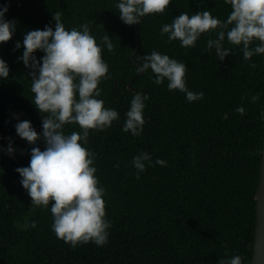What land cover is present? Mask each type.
<instances>
[{"label": "trees", "instance_id": "trees-1", "mask_svg": "<svg viewBox=\"0 0 264 264\" xmlns=\"http://www.w3.org/2000/svg\"><path fill=\"white\" fill-rule=\"evenodd\" d=\"M119 2L0 0V9L7 8L4 19L15 26L12 38L0 43V59L9 67L8 77H0V264H218L236 255L251 264L264 147V54L245 60L243 45H232L225 36L223 47L230 54L221 61L215 48L207 50L220 29L202 33L190 48L161 34L182 13L209 11L226 21L232 9L225 0H170L163 13L146 14L133 25L120 19ZM56 12L66 30L88 25L108 65L96 98L119 114L110 127L91 129L87 142L81 141L94 154L92 166L104 189L110 227L103 246L89 242L73 248L57 238L51 202L33 205L16 171L29 165L33 147H46L42 118L47 114L33 102L34 70L21 59L23 39L46 26L54 30ZM105 35L113 51L103 42ZM153 51L185 64L187 89L203 98L189 102L186 93L168 89L167 79L157 85L151 69L138 73L143 57ZM33 55L42 64L45 53ZM137 93L147 99L143 130L134 136L123 127ZM253 95L259 96L254 103ZM23 120L40 134L35 144L16 132ZM62 130L82 132L76 123ZM143 152L151 160L137 173L132 161Z\"/></svg>", "mask_w": 264, "mask_h": 264}, {"label": "clouds", "instance_id": "clouds-1", "mask_svg": "<svg viewBox=\"0 0 264 264\" xmlns=\"http://www.w3.org/2000/svg\"><path fill=\"white\" fill-rule=\"evenodd\" d=\"M231 5L226 21L212 16L209 11L197 12L189 16L182 13L172 23L165 24L161 34H169V41L179 40L181 46L190 48L202 33L220 29L217 39L207 41V50L215 48L221 61L230 54L223 47V41L232 45H243V57L250 60L254 55L264 54V0H225ZM170 0H120L117 4L120 19L127 25L140 22L146 14L163 13ZM7 8L0 9V43L8 42L15 30L14 22L4 19ZM55 29L46 26L44 30L28 32L23 39L22 60L26 67L32 68L31 91L35 94L34 104L43 114V139L45 150L39 147L31 149L27 167L17 168L22 177L21 184L31 197V203L37 207H47L51 202L53 216L52 230L57 238L70 243L73 248L79 243H95L103 246L107 243L110 223L105 219L104 189L99 187L93 167L94 154L86 149L81 141L87 142L89 130H104L119 119L117 111L105 108L104 102L96 97L101 95L98 88L101 78H107L108 65L102 59V49L90 34L87 24L82 30H66L61 22V14L53 15ZM231 26V27H229ZM259 41L254 48L253 41ZM109 51L113 44L109 36L103 37ZM17 42L16 48H20ZM41 50L45 55L37 61L33 55ZM143 63L137 67L142 73L151 69L155 74V83L168 81V89L186 93V99L193 102L203 98V93L189 91L185 83L186 66L168 55L153 51L143 57ZM255 67V64L251 65ZM9 67L0 59V77L7 78ZM78 80V82H77ZM78 93V99H77ZM146 96L137 93L131 100L126 112L123 131L137 136L145 123L143 100ZM259 99L251 97V102ZM237 111L244 114V108ZM264 116V112L261 113ZM76 123L82 132L73 131L66 135L65 124ZM20 138L29 144L40 139L30 121L23 120L15 126ZM9 152L13 149L9 147ZM148 153L143 152L133 158L137 173L145 170V161H150ZM157 164L166 166V161L157 159ZM139 179V174H137ZM35 227V222L32 223ZM218 264H242L239 255L228 260L221 259Z\"/></svg>", "mask_w": 264, "mask_h": 264}, {"label": "water", "instance_id": "water-1", "mask_svg": "<svg viewBox=\"0 0 264 264\" xmlns=\"http://www.w3.org/2000/svg\"><path fill=\"white\" fill-rule=\"evenodd\" d=\"M262 156H263V161H262V169H261V179L256 195L257 223H256L255 250L251 264H264V147L262 151Z\"/></svg>", "mask_w": 264, "mask_h": 264}]
</instances>
